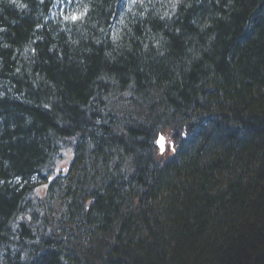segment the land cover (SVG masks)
Returning a JSON list of instances; mask_svg holds the SVG:
<instances>
[{
  "label": "trees",
  "instance_id": "16d2710c",
  "mask_svg": "<svg viewBox=\"0 0 264 264\" xmlns=\"http://www.w3.org/2000/svg\"><path fill=\"white\" fill-rule=\"evenodd\" d=\"M55 7L0 0V264H264V0Z\"/></svg>",
  "mask_w": 264,
  "mask_h": 264
},
{
  "label": "snow or ice",
  "instance_id": "6c2138e0",
  "mask_svg": "<svg viewBox=\"0 0 264 264\" xmlns=\"http://www.w3.org/2000/svg\"><path fill=\"white\" fill-rule=\"evenodd\" d=\"M73 19H75V17H73ZM160 146H161V148L163 149V147H164L163 138H161Z\"/></svg>",
  "mask_w": 264,
  "mask_h": 264
},
{
  "label": "bare ground",
  "instance_id": "6f19581e",
  "mask_svg": "<svg viewBox=\"0 0 264 264\" xmlns=\"http://www.w3.org/2000/svg\"><path fill=\"white\" fill-rule=\"evenodd\" d=\"M51 21V20H50ZM145 155H146V152H145Z\"/></svg>",
  "mask_w": 264,
  "mask_h": 264
}]
</instances>
